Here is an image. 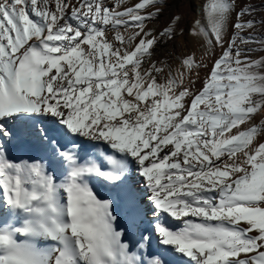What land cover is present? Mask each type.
Segmentation results:
<instances>
[{
	"label": "snow or ice",
	"instance_id": "obj_1",
	"mask_svg": "<svg viewBox=\"0 0 264 264\" xmlns=\"http://www.w3.org/2000/svg\"><path fill=\"white\" fill-rule=\"evenodd\" d=\"M169 4L0 0V264H264V0Z\"/></svg>",
	"mask_w": 264,
	"mask_h": 264
},
{
	"label": "rangeland",
	"instance_id": "obj_2",
	"mask_svg": "<svg viewBox=\"0 0 264 264\" xmlns=\"http://www.w3.org/2000/svg\"><path fill=\"white\" fill-rule=\"evenodd\" d=\"M253 3H257L258 0H251ZM204 0H170V4L165 9V18L168 17L169 13H180L183 15L189 25L195 20L201 17V6ZM162 18V21L163 22ZM202 38H199V43L194 42L191 37L185 40L183 37H178L176 49H172L171 45L168 47L167 51L174 53L176 55L184 51L195 50L196 54L199 56L203 53L204 49L199 46L202 43ZM185 45L187 47L185 48ZM170 48V49H169ZM204 75V71L201 70V76ZM201 86L200 82L197 83V87ZM106 198V197H105Z\"/></svg>",
	"mask_w": 264,
	"mask_h": 264
},
{
	"label": "bare ground",
	"instance_id": "obj_3",
	"mask_svg": "<svg viewBox=\"0 0 264 264\" xmlns=\"http://www.w3.org/2000/svg\"><path fill=\"white\" fill-rule=\"evenodd\" d=\"M170 49V48H169ZM36 149L32 146V145H30L29 143H27V142H23V143H21V144H19L18 146H17V149H16V151H15V155H22V154H24V153H28V154H36ZM129 182L130 183H132V184H134L136 187H138V188H140V187H142V181H140V178L138 177V176H136L135 174H132L131 176H130V180H129ZM100 190H102V191H107V190H109L108 189V186L105 184L104 186H103V188H101ZM106 198H108V197H106ZM117 205H118V207L120 208V210H121V212H123L124 211V203H123V201L121 200V199H119V198H117ZM172 264H175V260H174V258H173V260H172Z\"/></svg>",
	"mask_w": 264,
	"mask_h": 264
}]
</instances>
